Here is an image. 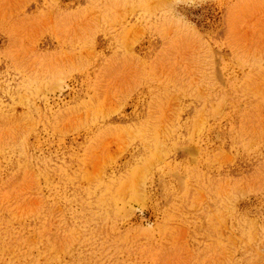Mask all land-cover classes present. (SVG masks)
<instances>
[{
    "label": "rangeland",
    "instance_id": "rangeland-1",
    "mask_svg": "<svg viewBox=\"0 0 264 264\" xmlns=\"http://www.w3.org/2000/svg\"><path fill=\"white\" fill-rule=\"evenodd\" d=\"M0 264H264V0H0Z\"/></svg>",
    "mask_w": 264,
    "mask_h": 264
}]
</instances>
